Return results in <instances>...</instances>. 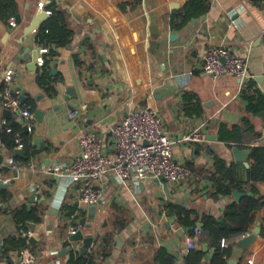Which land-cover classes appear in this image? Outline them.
Instances as JSON below:
<instances>
[{
	"label": "crops",
	"instance_id": "crops-1",
	"mask_svg": "<svg viewBox=\"0 0 264 264\" xmlns=\"http://www.w3.org/2000/svg\"><path fill=\"white\" fill-rule=\"evenodd\" d=\"M13 1L14 15H0V164L14 157L32 161L35 169L0 167V264H79L89 254L90 264H213L217 245L203 231V217L219 219L230 202L251 193L246 182L238 200L215 192L214 155L236 164L245 179L250 152L245 166L233 147L264 144V121L246 109L242 98L249 83L264 95V0H206V12L187 20L182 17L190 0ZM54 9L63 24L52 19L56 38L47 41L39 30ZM43 11L46 17L27 31ZM209 44L244 57L246 76L204 74ZM37 47H47L38 55L48 59L47 65L37 57L29 68L24 56ZM44 67L48 73L41 81ZM4 86L20 95L27 91L23 102L32 104L31 130L24 128L26 119L4 106ZM145 106L158 111L174 158L192 175L178 182L154 177L120 183L109 167L96 182L103 190L101 201L77 207L78 185L66 184L60 166L78 155L79 134L93 131L104 152L113 155L110 126ZM248 123L259 134L256 139ZM223 124L240 126L238 140L220 139ZM192 131L205 140H181ZM33 136L40 138L37 144ZM254 189L261 206L249 231L220 241V247L231 244L226 264H247L250 258L264 264V180L254 182ZM64 206L76 207L75 212L67 215ZM23 208L36 210L40 219L16 221L14 212ZM179 214L194 224L180 222ZM72 225L92 237L89 248L82 239L69 238ZM256 226L259 232L248 248L240 246L238 240ZM25 247L35 255L26 263L20 260Z\"/></svg>",
	"mask_w": 264,
	"mask_h": 264
},
{
	"label": "built area",
	"instance_id": "built-area-1",
	"mask_svg": "<svg viewBox=\"0 0 264 264\" xmlns=\"http://www.w3.org/2000/svg\"><path fill=\"white\" fill-rule=\"evenodd\" d=\"M50 13V11H47ZM12 23L14 18L11 17ZM47 51V47L40 49ZM43 57H38V63L43 64ZM201 70L214 78L226 75L243 78L247 72V61L244 57L235 55L222 45L209 44L206 48ZM7 70L6 74H10ZM3 104L20 117L27 120V128L33 124L30 106L20 99V90H12L8 86L2 89ZM75 115L76 112H72ZM109 134L115 143L113 155L104 152L102 144L91 130H83L78 136L79 153L69 163L60 166V173L66 184L78 185V205L97 204L103 197L102 187L96 184L108 171L113 170L114 179L123 183L133 180L139 183L148 178H158L170 182H178L192 175L191 168L177 161L173 156L172 140L165 129L164 122L158 111L151 107L134 108L126 112L118 123L109 128ZM186 142L203 141L204 135L192 131L181 136ZM22 144H20L21 146ZM19 170L21 168L35 169L32 161H21L9 157L0 167ZM76 225L70 227L73 233ZM34 253L27 247L20 253L21 262H30ZM247 264H253L252 259Z\"/></svg>",
	"mask_w": 264,
	"mask_h": 264
},
{
	"label": "trees",
	"instance_id": "trees-1",
	"mask_svg": "<svg viewBox=\"0 0 264 264\" xmlns=\"http://www.w3.org/2000/svg\"><path fill=\"white\" fill-rule=\"evenodd\" d=\"M0 15L10 16L14 15L16 11V3L13 0H0ZM208 9V3L206 0H190L189 6L184 11L182 17L183 20H187L191 16H198ZM52 18L45 22L41 26L39 37L45 38L47 41H53L56 37L53 35V30L55 26L53 25V20L58 24H63V16L60 11L51 10ZM5 12V13H4ZM53 19V20H52ZM64 26H60L62 29ZM48 59L44 58V65H47ZM48 71L46 68H42L40 75L41 81ZM242 98L247 102L246 109L255 115H259L264 121V95L258 90L252 88V84L249 83L248 87L242 91ZM26 105L30 106L32 109V104L26 102ZM240 126L234 125L228 128L226 125H221L220 139L224 141H236L238 136L241 134ZM247 130L252 133L254 139L258 137V133H255L253 126L249 123L246 127ZM23 144L27 147V139L23 138ZM250 153L249 159L251 165L245 170L246 175L243 179L241 171H238V166L236 164H228L222 158L214 155L213 159V175L211 176L214 181V188L216 193L231 194L234 190H242V182L248 184V188L251 190L249 195L241 197L238 201L230 202L224 209V214L221 218L216 219L212 216L203 217V231L208 234V236L214 240L217 245V253L215 258L212 260L213 264H226L225 256L229 254V247H220V241L222 239L229 240L235 239L236 237L246 234L254 220V211L261 206V200L255 197L254 192V182L264 180V144H253L249 146ZM67 215H72L75 212L76 207L64 206ZM179 213V212H178ZM180 222L184 224H194V221L190 220L186 216L178 215ZM14 217L16 221L21 222L25 219L38 221L40 219L39 214L36 210H27L25 208L16 210L14 212ZM14 241V240H13ZM234 243V241H233ZM232 243V244H233ZM26 246L25 242L22 243ZM93 255L89 254L82 257L78 262L79 264H90L92 262Z\"/></svg>",
	"mask_w": 264,
	"mask_h": 264
},
{
	"label": "water",
	"instance_id": "water-1",
	"mask_svg": "<svg viewBox=\"0 0 264 264\" xmlns=\"http://www.w3.org/2000/svg\"><path fill=\"white\" fill-rule=\"evenodd\" d=\"M46 17V12L43 11L41 13H38L34 19L32 20L31 24L29 25V27L27 28V31L32 30L40 21V19L45 18ZM16 20L18 21V17H16ZM22 47V46H21ZM23 48H25V50H28L25 46H23ZM40 54V47H37L35 50H32L31 53H27L25 54L24 58L28 61L27 67L31 68L32 66L36 65V61H37V57ZM26 96H27V91L23 90L22 94L20 95V99L21 101H25L26 100ZM38 114H41V111L38 110L37 111ZM36 113V114H37ZM25 129H27V125L24 126ZM33 141L37 144L40 140V138H38L37 136H33ZM17 152H21V149L18 148L16 150ZM233 151H234V156L237 160L243 161V163L245 164V166H249V163L247 161V155L250 152V149H240L237 146L233 147ZM159 179H163L162 176L158 177ZM233 196L238 200L241 196L245 195L244 192H240L238 190H234L232 192ZM81 222H83V219L81 220ZM148 225V224H147ZM259 232V227L256 226L252 229V231L243 236L242 238H240L238 240V244L240 246H242L243 248H248L249 244L255 239L256 235ZM25 240H29L32 241V238H30L29 236H24L23 237ZM71 240H78V239H82L83 243H84V247L89 248L92 242V237L91 236H87L85 237L81 230H76L75 232H73L70 237ZM3 248V244L0 243V249Z\"/></svg>",
	"mask_w": 264,
	"mask_h": 264
}]
</instances>
